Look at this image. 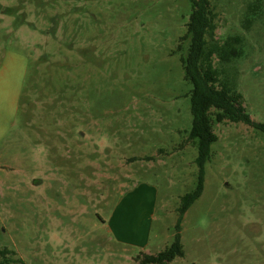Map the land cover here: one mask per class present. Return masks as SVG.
<instances>
[{
  "label": "rangeland",
  "instance_id": "374dc122",
  "mask_svg": "<svg viewBox=\"0 0 264 264\" xmlns=\"http://www.w3.org/2000/svg\"><path fill=\"white\" fill-rule=\"evenodd\" d=\"M208 2V45L239 40L238 55L213 66L264 123V0ZM190 11L189 0H0L8 264H138L172 242L197 175L180 61ZM213 131L203 191L181 222L183 256L169 264H264V135L229 121ZM134 184L155 193L145 246L119 242L124 230L110 225Z\"/></svg>",
  "mask_w": 264,
  "mask_h": 264
},
{
  "label": "trees",
  "instance_id": "16d2710c",
  "mask_svg": "<svg viewBox=\"0 0 264 264\" xmlns=\"http://www.w3.org/2000/svg\"><path fill=\"white\" fill-rule=\"evenodd\" d=\"M191 11L185 23V34L181 41L189 40L185 53L180 57L183 78L191 84L190 113L191 128L187 139L196 147L194 163L197 167L196 182L193 190L182 195L176 208L177 219L173 226L172 242L156 254L140 253L136 256L138 264H169L176 257L183 256L181 244V222L190 205L196 201L202 191L204 182V164L209 157L210 145L217 140L213 131L214 123L229 121L242 123L260 131L264 135V123L250 118L243 105V96L228 80L220 79L213 66V58L228 63L238 52L232 38L222 45H208L206 37L212 39L214 14L209 8L208 0H189ZM180 45L178 49H180ZM12 251L0 249V264L12 262L7 257Z\"/></svg>",
  "mask_w": 264,
  "mask_h": 264
},
{
  "label": "crops",
  "instance_id": "0c3cea01",
  "mask_svg": "<svg viewBox=\"0 0 264 264\" xmlns=\"http://www.w3.org/2000/svg\"><path fill=\"white\" fill-rule=\"evenodd\" d=\"M154 201V190L147 185L134 184L127 189L114 211V217L110 219L113 228L121 227L120 230H124L126 234L117 238L119 242L129 246L147 244Z\"/></svg>",
  "mask_w": 264,
  "mask_h": 264
}]
</instances>
